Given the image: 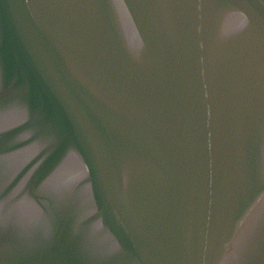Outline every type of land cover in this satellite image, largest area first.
Instances as JSON below:
<instances>
[{"label":"water","instance_id":"1","mask_svg":"<svg viewBox=\"0 0 264 264\" xmlns=\"http://www.w3.org/2000/svg\"><path fill=\"white\" fill-rule=\"evenodd\" d=\"M0 264H264V0H0Z\"/></svg>","mask_w":264,"mask_h":264}]
</instances>
